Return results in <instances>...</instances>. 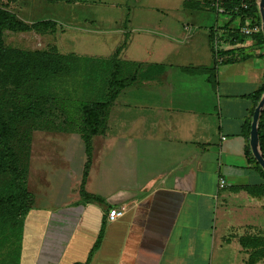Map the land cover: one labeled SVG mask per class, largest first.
<instances>
[{"label": "crops", "instance_id": "crops-1", "mask_svg": "<svg viewBox=\"0 0 264 264\" xmlns=\"http://www.w3.org/2000/svg\"><path fill=\"white\" fill-rule=\"evenodd\" d=\"M87 1L124 7L135 34L160 45L147 52L159 59L142 60L155 64V73L210 64L209 28L214 25L229 29L231 43L222 51L236 49L247 56L217 65L213 87L184 80L144 84L143 181L137 180L138 170V177L133 174L118 190L94 191L89 188L93 162L85 190L94 197L80 194L74 201L35 204L29 211L20 264H252L249 255L264 231V197L255 192L264 176L246 155V125L254 107L251 94L264 84V43L250 36L234 38L231 32L240 30V18L220 15L210 0ZM80 30L88 36L114 29ZM170 55L174 59H166ZM148 106L154 114L145 112ZM121 206L124 215L109 221L108 210Z\"/></svg>", "mask_w": 264, "mask_h": 264}, {"label": "rangeland", "instance_id": "rangeland-1", "mask_svg": "<svg viewBox=\"0 0 264 264\" xmlns=\"http://www.w3.org/2000/svg\"><path fill=\"white\" fill-rule=\"evenodd\" d=\"M2 12L25 25L41 20L55 23L49 30L2 27L0 32V126L11 130L6 143L14 150L17 165L27 179L25 188L31 193L24 201L27 208L35 204L57 206L80 196L86 161L84 106L106 101L111 83L118 88L116 80H125L128 85L108 107L98 134L92 137L95 170L89 188L105 194L113 192L134 175L138 177V170L137 180L143 181V85L178 84L184 80L213 87L217 82V65L223 61L217 59V53L231 43L227 25H214L209 28L213 55L210 64L167 67L155 73V64L142 60L159 59L157 54L147 52L160 45L135 34L125 20L124 7L87 0H0ZM213 14L209 16L214 20ZM203 16L197 15L198 19ZM230 16L240 18V27L247 23L259 25L262 33L250 37L257 39L261 35L264 39L261 0H254L251 10ZM136 24L143 21L137 20ZM84 27L114 30L112 34L98 32L87 36L81 33ZM130 28L131 39L127 35ZM53 50L48 60L41 58V52ZM171 55L166 59H174ZM116 58L120 74L115 80L112 73L116 70ZM200 73L204 76L197 77ZM132 77L138 79L131 81ZM146 108L147 114H154L153 107ZM109 138L114 140L108 141ZM257 168L260 170L258 165ZM14 179L11 170L0 171V264H6L17 251L20 241L16 230L25 217L24 205L18 201L17 189L12 185ZM255 192L264 197V186ZM259 238V247L253 248L249 258L244 255L252 264H264L263 230Z\"/></svg>", "mask_w": 264, "mask_h": 264}, {"label": "trees", "instance_id": "trees-1", "mask_svg": "<svg viewBox=\"0 0 264 264\" xmlns=\"http://www.w3.org/2000/svg\"><path fill=\"white\" fill-rule=\"evenodd\" d=\"M253 1H250L249 8L248 9H240L238 13H243L246 11L251 10V7L253 5ZM213 0H210V3L212 4ZM240 0H222V6L230 12L229 14H236L235 13V7L239 6ZM237 13V14H238ZM54 21L52 20H41L37 21L31 25H25L22 22L14 20L7 12H2L0 14V32L2 27H7L11 30H22V31H27L30 29H34L36 31L40 30H49L54 26ZM252 24V23H251ZM262 33V32H260ZM231 35L242 41L245 37L244 35H241L239 33V30L236 32H231ZM259 41H263V37L260 35L257 38ZM235 42H233L234 44ZM55 50L52 52L50 51H44L40 53V56L42 59H47L54 53ZM242 51V50H241ZM120 52V49L116 51V55ZM217 56H224L225 59L221 62L222 64L226 63H234L240 60H243L246 58L247 54L246 53H241L239 50L236 49H230L226 51H221L217 53ZM249 56V55H248ZM119 60L116 58L113 60L115 63V72L112 73V78L116 80L117 76L120 74V65H119ZM109 63V61L107 62ZM156 67V66H152ZM157 67L163 68L162 65H158ZM138 78L137 77H132L130 80L131 81H136ZM116 86L118 88H114V85L111 83V91H110V97L106 100L103 101L99 104H92V105H86L84 106V127L82 129L83 133V138L85 140V145H86V161L84 164V171H83V178H82V183H81V195L85 198H92L94 197L92 194H89L85 190V184L87 181V178L89 176V172L93 163V144H92V137L96 134H98L99 129L101 127L102 119L105 115L106 110L108 107L111 105V103L118 97L120 90L124 89L128 84L125 80H116L114 81ZM113 82V83H114ZM264 91V84L263 86L251 94L252 100L254 102V107L252 110V115L250 118V121L246 125V132L248 135H250L251 131V124H252V118L254 111L260 101L262 100V93ZM258 133H259V149L264 157V108L261 109L260 116H259V121H258ZM11 134V130L9 127L3 125L0 126V145H2V150H0V171H9L11 170L12 175L14 176V181L12 185L14 186L15 189H17V197L18 201H21V204L24 205V211L22 212L25 217L19 221L18 223V228L16 230V236L18 240L20 241L19 247L17 251L12 254V258L6 263V264H20V259H21V250H22V240H23V229H24V220L29 213V211L32 209L31 207L27 208L25 206V200L29 197H31V193L25 188L27 179L25 177V173L23 170L17 165L16 162V157H15V152L14 150L6 143L8 137ZM246 155L249 158L250 162L255 163L256 165L259 166L261 174L264 176V169L260 165V163L257 161L256 157L253 154L252 148L250 144L246 148ZM264 186V185H263ZM16 197V196H15ZM97 200H101L100 198H96ZM103 201V200H101ZM102 232L100 233L97 241L95 242L93 246L94 251L100 244L101 238H102ZM74 264H82V263H74ZM83 264H88V261Z\"/></svg>", "mask_w": 264, "mask_h": 264}, {"label": "built area", "instance_id": "built-area-1", "mask_svg": "<svg viewBox=\"0 0 264 264\" xmlns=\"http://www.w3.org/2000/svg\"><path fill=\"white\" fill-rule=\"evenodd\" d=\"M250 1L251 0H240L239 6L235 7V13H238L241 8L248 9ZM212 5L215 7L218 13H225V14L230 13L222 6V0H213ZM239 31L244 36H251V35L260 33L261 27L255 24H248V25L242 26ZM219 184L221 186H224L226 184L225 179L221 178L219 181ZM124 213H125V208L123 206L115 207V208L113 207L108 210L107 217L109 221H115L118 218L122 217Z\"/></svg>", "mask_w": 264, "mask_h": 264}, {"label": "water", "instance_id": "water-1", "mask_svg": "<svg viewBox=\"0 0 264 264\" xmlns=\"http://www.w3.org/2000/svg\"><path fill=\"white\" fill-rule=\"evenodd\" d=\"M261 11H262V18H263V30H264V0H261ZM264 106V96L258 106L256 107L252 124H251V135H250V146L252 148L253 154L256 157L257 161L264 169V157L262 156L260 149H259V133H258V121L261 109Z\"/></svg>", "mask_w": 264, "mask_h": 264}]
</instances>
